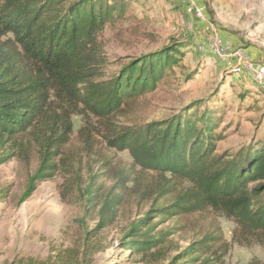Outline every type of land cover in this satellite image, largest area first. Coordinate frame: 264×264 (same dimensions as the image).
<instances>
[{"label":"trees","instance_id":"16d2710c","mask_svg":"<svg viewBox=\"0 0 264 264\" xmlns=\"http://www.w3.org/2000/svg\"><path fill=\"white\" fill-rule=\"evenodd\" d=\"M129 1L0 0V166L14 157L29 158L32 151L38 160L18 205L72 166L64 148L74 134V116L84 118L79 138L85 155H101L94 152L98 136L106 150L127 151L132 158L125 168L103 155L99 172L90 165L86 177L74 173L73 187L84 202L79 241L44 260L28 259V264H122L104 259L109 247L100 237L117 221L132 192L152 201L120 239L119 249L131 258L224 264L231 244L264 247V137L219 154L224 115L213 98L196 100L168 120L119 123L133 100L156 89L173 71L186 47L172 42L107 76L100 37L106 26L125 19ZM252 93H240V104ZM143 174L155 178L147 182ZM106 175L112 181L107 188ZM204 211L234 223L231 243L208 231L169 257L165 248L173 233L162 224Z\"/></svg>","mask_w":264,"mask_h":264},{"label":"rangeland","instance_id":"374dc122","mask_svg":"<svg viewBox=\"0 0 264 264\" xmlns=\"http://www.w3.org/2000/svg\"><path fill=\"white\" fill-rule=\"evenodd\" d=\"M100 41L108 63L107 76L131 59L172 42L186 46L173 71L156 89L133 100L119 123L144 125L168 120L196 100L213 98L224 115L221 127L225 139L218 143L219 154L235 152L252 139L264 137V87L254 80L250 66L244 65L246 61L264 65V0H130L125 19L106 26ZM195 71L193 80L188 81L187 76ZM244 90L253 93L240 104L239 94ZM73 123L74 134L64 148L72 166L41 183L25 203L18 205L27 179L36 169V153L32 151L29 158L14 157L0 166V264H28V259L44 260L54 251L73 247L80 239L78 221L84 213L82 196L73 187L74 173L86 177L90 165L99 172L103 155L113 157L120 167H131L127 151L106 150L98 136L94 137V152L102 151L101 155H85L79 138L84 118L74 116ZM142 176L147 182L155 178L152 174ZM102 181L106 188L112 183L108 175ZM151 201L149 196L139 198L134 192L126 197L117 221L101 234L103 245L109 247L104 259L122 260V264H166L131 258L118 246L129 224L148 210ZM234 226L209 211L168 220L161 226L173 233L166 253L176 255L208 231H217L231 243ZM253 261L264 264L263 246L231 244L224 258V264Z\"/></svg>","mask_w":264,"mask_h":264},{"label":"built area","instance_id":"2783aa9c","mask_svg":"<svg viewBox=\"0 0 264 264\" xmlns=\"http://www.w3.org/2000/svg\"><path fill=\"white\" fill-rule=\"evenodd\" d=\"M192 1V0H190ZM199 17L203 19L202 14L199 12L198 13ZM245 66H252L253 68V73L255 76H258L260 78H264V66L262 65L261 62H254V61H249V62H244Z\"/></svg>","mask_w":264,"mask_h":264},{"label":"bare ground","instance_id":"6f19581e","mask_svg":"<svg viewBox=\"0 0 264 264\" xmlns=\"http://www.w3.org/2000/svg\"><path fill=\"white\" fill-rule=\"evenodd\" d=\"M263 65V64H262ZM264 66V65H263ZM250 70H252V73H253V68H252V66H250ZM254 74V73H253ZM254 80L257 82V83H260V84H262L263 85V87H264V78H260V77H258V76H255V74H254Z\"/></svg>","mask_w":264,"mask_h":264}]
</instances>
